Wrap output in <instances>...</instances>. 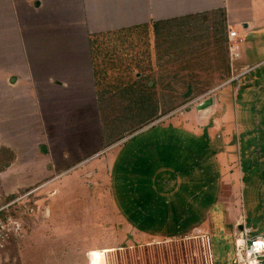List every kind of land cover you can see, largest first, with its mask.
Listing matches in <instances>:
<instances>
[{
	"label": "rangeland",
	"instance_id": "obj_1",
	"mask_svg": "<svg viewBox=\"0 0 264 264\" xmlns=\"http://www.w3.org/2000/svg\"><path fill=\"white\" fill-rule=\"evenodd\" d=\"M243 4V16L253 7L264 19V0ZM202 14L160 36L98 38L96 106L87 87L75 96L35 92L38 103L26 84L9 90L27 69L15 59V19H5L0 148L18 161L8 170L0 151V207L36 190L26 202L32 215L22 213L26 199L8 209L24 226L0 249V264H233L235 219L264 232V27L241 24L231 60L225 11ZM232 65L248 71L221 91L230 108L196 109L199 89L217 88L210 95L220 98ZM229 114L231 124L222 123ZM69 156L82 158L59 171ZM204 222L210 236L197 230Z\"/></svg>",
	"mask_w": 264,
	"mask_h": 264
},
{
	"label": "crops",
	"instance_id": "obj_2",
	"mask_svg": "<svg viewBox=\"0 0 264 264\" xmlns=\"http://www.w3.org/2000/svg\"><path fill=\"white\" fill-rule=\"evenodd\" d=\"M243 3L244 0H232V5L230 0H0V26L7 27L6 18L15 19L12 25L9 23V27H17V32L12 35L16 44L18 42L15 59L18 58V61L24 62L25 64L22 66L27 69L23 73L16 71L15 78L9 80L7 88L10 90L15 85L26 84L38 103L37 100L40 99V96L36 93L39 91L42 93L48 90L50 92L65 91L75 96V92L87 87L88 91L94 93L93 101L96 106L97 83L90 45L93 36L151 21L216 10L225 11L230 29L238 32L242 30L241 24L245 31L253 27H264V19L260 18L257 10H254L253 7H248L246 16H243L241 8ZM116 37L118 36L113 38ZM11 43H7V45H11ZM10 52L9 47L3 53ZM7 57L10 56L7 55ZM233 59L232 57L231 60ZM263 62L264 60L258 64ZM248 68L251 69V67ZM230 71L234 77L242 73H235L233 65ZM10 75L8 73L6 77L9 78ZM248 83L250 82L248 81ZM230 85L229 83L221 89L218 88L217 98H220L215 101L217 108H230L228 102L230 93H221L222 89ZM215 90L217 89L215 88ZM50 95L47 93L48 99L51 98ZM221 101H223L222 104H220ZM228 117L231 118V115L229 114ZM222 118L219 119L222 121ZM224 118L223 121L226 120V117ZM260 151L264 154L263 150ZM46 153L50 155L48 151ZM81 158L82 156L67 157L65 165L59 171L69 170ZM17 161L16 156L8 170ZM50 165L51 170H55L53 166H58V164H54V159ZM33 183L31 181V185ZM227 201L233 204L232 199ZM227 201H223L224 205ZM226 214L229 216L228 206ZM239 221V217L235 219L234 227H242V223ZM204 224L205 222L202 226ZM202 226L197 230L208 233L210 236L209 227L206 224L204 227ZM110 251L108 250V252Z\"/></svg>",
	"mask_w": 264,
	"mask_h": 264
},
{
	"label": "built area",
	"instance_id": "obj_3",
	"mask_svg": "<svg viewBox=\"0 0 264 264\" xmlns=\"http://www.w3.org/2000/svg\"><path fill=\"white\" fill-rule=\"evenodd\" d=\"M228 39L230 43L229 50L231 53V57H237V51L240 47V43L242 42L239 32L237 30L230 29L228 33ZM247 71L236 75L231 80H228L225 83L221 84L218 88L222 87L225 84H229V82L234 79L238 80L239 77ZM210 92L200 95L199 99L206 97ZM35 190H31L21 196H18L9 201V203H7L6 205L0 207V249H3L6 246L7 242L13 236L15 237L20 235V233H22V227L24 226L21 217L16 215V213L18 212H16L15 209H13V212L9 211L8 209H10L11 207H16L20 204V202H23V200L26 199L25 203L22 205V213L26 216L32 215L35 209L32 206L28 205L26 202L27 198L31 194H33ZM234 236L235 251L233 264H263L264 233H254L253 229L248 227L245 223L242 224V227L234 234Z\"/></svg>",
	"mask_w": 264,
	"mask_h": 264
},
{
	"label": "trees",
	"instance_id": "obj_4",
	"mask_svg": "<svg viewBox=\"0 0 264 264\" xmlns=\"http://www.w3.org/2000/svg\"><path fill=\"white\" fill-rule=\"evenodd\" d=\"M206 14H208V13H206ZM206 14L204 13L202 15H204V17L207 18ZM199 15L200 14H190V15H186V16H183V17H175V18L167 19V20L151 21L150 23H145V24H142V25H137V26H133V27L119 29V30H115V31H112V32L99 33V34H96L95 36H93L94 38H92L91 41H90L91 51L93 53V47L96 45V42H97L98 38H104L106 35H109L108 36L109 38H111V37L113 38L115 36H119L120 34L132 35L133 33L139 32L140 30H145L147 32L150 29H155L156 30L155 31L156 35L160 36L161 34H165V32H166V30H163L164 26H170V25L179 23L180 21L187 20V19H192L193 20V19H196ZM171 27H173V26H171ZM163 31H164V33H163ZM92 57H93V60L95 61L96 57L93 54H92ZM95 75H96V70H95ZM207 90L208 89H199L198 92L196 93L197 97H198V95L199 96L202 95ZM148 124L149 123L147 122L146 125H148ZM1 150H2V152H5V153H7L9 155V158H10L9 161L10 162H12L15 159V154L13 153V151L10 148H8L6 146H2L0 148V151ZM11 198H12V196H9V197H5L4 199H5V201H7V200H10Z\"/></svg>",
	"mask_w": 264,
	"mask_h": 264
},
{
	"label": "flooded vegetation",
	"instance_id": "obj_5",
	"mask_svg": "<svg viewBox=\"0 0 264 264\" xmlns=\"http://www.w3.org/2000/svg\"><path fill=\"white\" fill-rule=\"evenodd\" d=\"M212 91V90H211ZM213 91H215V90H213ZM212 91V92H213ZM208 92H210V91H208ZM212 92H210L206 97H204V98H201V99H199V96L198 97H196L194 100H193V103H198V105L200 104V103H202V102H204L206 99H208L209 97H212L213 98V102L215 103V97L213 96V95H210ZM207 93V92H206ZM214 103H213V105H214ZM198 105L196 106V109H198ZM212 105V106H213ZM211 106V107H212ZM210 107V108H211ZM186 109H190V107H186ZM205 109H209V108H203V109H201V110H205ZM222 109V108H221ZM221 117H223V111H222V116ZM223 122H227L229 125L231 124V118H227L225 121H223L222 120V123ZM229 125H228V127L227 128H229Z\"/></svg>",
	"mask_w": 264,
	"mask_h": 264
},
{
	"label": "water",
	"instance_id": "obj_6",
	"mask_svg": "<svg viewBox=\"0 0 264 264\" xmlns=\"http://www.w3.org/2000/svg\"><path fill=\"white\" fill-rule=\"evenodd\" d=\"M190 90V89H189ZM190 91H188V93H189ZM187 93V94H188ZM213 98L212 97H209L208 99H206L204 102H202V103H200L199 105H198V109L199 110H201V109H203V108H210L212 105H213ZM44 149V148H43ZM241 228V227H240ZM263 264H264V262H263Z\"/></svg>",
	"mask_w": 264,
	"mask_h": 264
}]
</instances>
